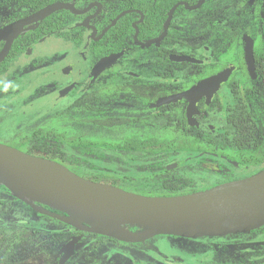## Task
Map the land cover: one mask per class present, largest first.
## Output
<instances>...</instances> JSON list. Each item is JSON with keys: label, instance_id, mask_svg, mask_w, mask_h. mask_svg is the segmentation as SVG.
Returning a JSON list of instances; mask_svg holds the SVG:
<instances>
[{"label": "flooded vegetation", "instance_id": "af4514ba", "mask_svg": "<svg viewBox=\"0 0 264 264\" xmlns=\"http://www.w3.org/2000/svg\"><path fill=\"white\" fill-rule=\"evenodd\" d=\"M55 3L73 9H60L24 25L0 62V74L47 38L68 40L76 58L62 67L61 73L74 79L58 95H73L75 121L69 123L77 129L86 125L87 134L78 137L87 136L92 142L89 151L72 149L88 154L109 151L130 160H139L143 153L157 156L171 152L212 158L234 168L258 165L240 164L223 152L255 147L251 146L253 137L264 135V0H0V30ZM5 44L6 39H0V52ZM247 44L251 47L250 64ZM111 55L118 56L104 69H95L98 61ZM85 56L84 66L79 57ZM227 70L225 80L202 84ZM56 162L80 177L104 183L73 164ZM180 164L169 165L159 171L160 176L166 177L169 169ZM262 170L264 167L257 172ZM126 181L112 186L159 197L191 194L232 182L226 178L219 185L181 190L163 183L167 191L147 194L139 190L135 179ZM67 226L72 235L59 247L56 264L63 257L61 249L73 237L78 240L62 264L70 259H74L71 264H205L208 252L230 250H241V263L264 264V226L215 237L156 235L134 243L88 232L87 226ZM143 231L145 228L139 233ZM243 233L252 235L245 248L221 243V238ZM86 237L91 238L86 254L76 256L77 245ZM10 239L14 250L7 258L22 262L35 252L34 244L18 251L21 245L16 238ZM6 262L0 256V264Z\"/></svg>", "mask_w": 264, "mask_h": 264}, {"label": "rangeland", "instance_id": "374dc122", "mask_svg": "<svg viewBox=\"0 0 264 264\" xmlns=\"http://www.w3.org/2000/svg\"><path fill=\"white\" fill-rule=\"evenodd\" d=\"M74 58L76 55L71 51L68 40L51 37L37 44L30 55L22 54L14 59L7 71L0 74V143L28 144V154L48 159L58 158L64 163L77 166L92 177H100L101 182L110 185L125 184L127 178L135 179L139 182V190L147 194L167 191L163 183L173 186L175 190L190 186H215L225 182L226 178H231V183L244 184L264 167L262 133L253 137L251 146L255 147H249L262 162L256 167L247 168H234L208 157L171 152L157 156L143 153L139 160H130L121 154L103 150L88 154L68 147L63 140L54 139L50 135L52 131L68 135V138L88 132L86 125L77 129L69 123L75 121L72 114L75 106L73 95L67 98L58 95L59 90L74 79L71 74L61 73L62 67ZM79 58V63L85 66L86 56ZM82 121L87 123V118L83 117ZM176 162L181 163L178 168L172 171L169 169L166 177L160 176L159 171ZM216 169L219 172L213 171ZM123 228L127 232L143 229L141 226ZM71 235L69 226L38 216L15 197L0 191V239L16 238L21 245L18 251H23L26 245H35V252L24 261L15 262L14 259L6 258L7 264H56L59 247ZM251 236L243 233L220 240L224 245L245 248ZM90 239L86 237L77 245L76 256L86 254ZM241 254V250L221 254L208 252L205 264H244L240 262ZM73 260L70 259L67 264Z\"/></svg>", "mask_w": 264, "mask_h": 264}, {"label": "water", "instance_id": "95a60500", "mask_svg": "<svg viewBox=\"0 0 264 264\" xmlns=\"http://www.w3.org/2000/svg\"><path fill=\"white\" fill-rule=\"evenodd\" d=\"M60 9L73 8L63 3L51 4L29 18L2 28L0 39H6V44L0 52V62L24 25L40 21ZM245 52L250 64L248 44ZM117 56L102 58L95 69H104ZM249 73L254 77L252 70ZM228 74L229 70L224 71L202 84L223 81ZM249 182L227 183L186 195L145 196L85 179L54 160L0 143V185L13 197L37 214L66 225L81 223L88 227V232L123 242H141L156 235L226 236L260 228L264 226V183ZM116 226H141L145 231L119 233ZM77 240L73 237L61 249L63 257L59 264L72 254Z\"/></svg>", "mask_w": 264, "mask_h": 264}, {"label": "trees", "instance_id": "16d2710c", "mask_svg": "<svg viewBox=\"0 0 264 264\" xmlns=\"http://www.w3.org/2000/svg\"><path fill=\"white\" fill-rule=\"evenodd\" d=\"M50 135L57 140L63 139V141H65L67 145H69L71 148H81L83 151H89L90 146L92 145V142L87 136H82V137H78L77 139L68 140V136L59 135L57 131H52ZM13 147H16L17 149L27 153L29 150V147H24L23 145H13ZM105 148H114V147H105ZM193 149H198V148L195 147ZM230 152L229 153L223 152V154H227L229 156L231 155L232 158L239 160L240 164H249L256 166L262 160L248 147H239L238 150L233 151L231 153ZM54 160L57 161L58 159H54ZM0 191L6 194H10L8 190L4 188L2 185H0ZM12 242L13 241L10 238L7 239L6 237H3L0 239V256L2 257L3 262H5V258L13 255L14 247Z\"/></svg>", "mask_w": 264, "mask_h": 264}, {"label": "bare ground", "instance_id": "6f19581e", "mask_svg": "<svg viewBox=\"0 0 264 264\" xmlns=\"http://www.w3.org/2000/svg\"><path fill=\"white\" fill-rule=\"evenodd\" d=\"M249 181H250L249 183H264V170L256 174V176H254L253 178L249 179ZM81 225H82L81 223H76L73 224L72 226L79 228ZM115 230L119 233H125L124 228L120 226H116Z\"/></svg>", "mask_w": 264, "mask_h": 264}]
</instances>
